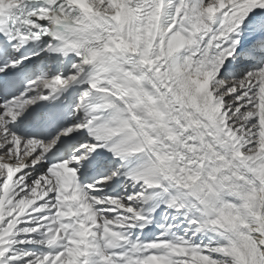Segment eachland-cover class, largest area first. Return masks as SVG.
<instances>
[{"label": "snow or ice", "instance_id": "6c2138e0", "mask_svg": "<svg viewBox=\"0 0 264 264\" xmlns=\"http://www.w3.org/2000/svg\"><path fill=\"white\" fill-rule=\"evenodd\" d=\"M0 264H264V0H0Z\"/></svg>", "mask_w": 264, "mask_h": 264}]
</instances>
